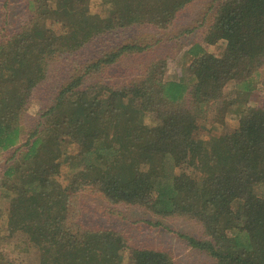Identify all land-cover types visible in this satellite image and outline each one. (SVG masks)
Returning <instances> with one entry per match:
<instances>
[{
	"label": "trees",
	"instance_id": "trees-1",
	"mask_svg": "<svg viewBox=\"0 0 264 264\" xmlns=\"http://www.w3.org/2000/svg\"><path fill=\"white\" fill-rule=\"evenodd\" d=\"M92 1L28 0L29 24L0 42V157L12 152L2 198L16 209L8 230L41 224L43 264H126L119 233L69 227L71 197L93 187L113 204L198 221L204 238L178 235L212 264H264V105L240 104L264 90V0H218L200 38L183 51L185 75L159 59L142 66V78L88 85L92 71L151 46L102 53L68 77L27 132L24 110L53 63L114 32L168 30L195 0H100L101 14L91 12ZM49 20L67 34L58 39ZM200 122L212 132L193 140ZM134 259L173 264L157 250H137Z\"/></svg>",
	"mask_w": 264,
	"mask_h": 264
},
{
	"label": "rangeland",
	"instance_id": "rangeland-1",
	"mask_svg": "<svg viewBox=\"0 0 264 264\" xmlns=\"http://www.w3.org/2000/svg\"><path fill=\"white\" fill-rule=\"evenodd\" d=\"M46 4V2H44ZM218 0H195L179 14L175 24L166 30H152L141 26L130 30L111 33L98 41L85 46L70 61L53 63L54 73L47 79L27 104L21 125L25 130L34 128L40 120L42 109L50 105L55 97L66 85L72 75H81L84 64L95 61L102 53L116 51L126 45H150L141 54H125L116 65L104 70L92 71L87 80L88 85L99 81L112 84H123L134 80L146 69L144 64H150L159 59H166L170 71L176 75H185L187 68L180 67L181 56L194 41L200 38L201 23L210 21L212 6H217ZM93 14L104 13L100 0H93L90 5ZM32 18L31 9H28V0H0V42L24 30ZM51 30L55 31L58 39L67 33L61 26L49 20ZM190 29L192 33L182 34ZM79 63L74 65L73 63ZM59 66V67H58ZM107 70V73H106ZM140 70L131 74L128 71ZM57 73V74H55ZM106 73V74H105ZM103 82V81H102ZM240 104L255 101L264 105V90L261 93L253 92L244 95ZM149 120L155 122V113ZM212 132L201 124L191 133V139L203 140ZM75 152V150H74ZM12 152L0 157V255L6 264H43L46 253L39 247L41 224L37 227L16 229L9 231L16 222V209L10 201L3 197V189L7 186L4 175L7 160ZM149 222L158 225H150ZM69 227L73 232L82 233L112 230L119 233L125 241L123 252L126 264H137L135 253L137 250H157L169 254L173 264H212L214 260L207 253L190 247L178 234L190 235L197 239L204 238L202 225L191 218L174 216L162 217L155 215L140 205L113 204L104 195L93 187H84L74 194L69 202Z\"/></svg>",
	"mask_w": 264,
	"mask_h": 264
}]
</instances>
